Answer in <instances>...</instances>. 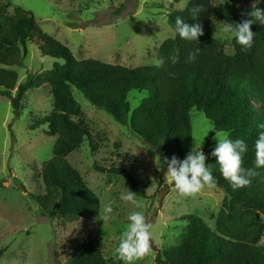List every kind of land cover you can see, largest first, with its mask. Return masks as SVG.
Masks as SVG:
<instances>
[{"label":"trees","instance_id":"trees-1","mask_svg":"<svg viewBox=\"0 0 264 264\" xmlns=\"http://www.w3.org/2000/svg\"><path fill=\"white\" fill-rule=\"evenodd\" d=\"M178 2L180 0H171ZM189 0L184 9H171L167 22L174 36L159 46L157 59L165 58L163 67L155 64L130 67L107 63L97 58L77 59L70 49L51 35L38 30L29 10L14 6L12 14L0 13V94L10 99L15 117L28 90L49 85L53 97L51 113L34 123L47 125V134L55 136L52 157L41 165L43 194H30L43 215L94 216L100 210L99 195L87 184L79 170L68 160L89 135L80 104L74 99L76 88L92 106L109 114L131 134L152 147L159 156L161 171L165 159L175 155L183 160L192 148L191 111H201L213 122L215 130L225 131L229 139H243L248 151L242 167L252 169L251 183L233 188L211 155L215 146L201 150L213 170L215 186L225 193L214 228L197 214H185V230L176 244L158 250L156 264H264V167L255 165V141L264 129V25L253 23V45L242 50L233 39V52L226 53L214 37L215 20L235 23V14L250 19L254 0ZM215 2H218L215 4ZM203 4L204 10L193 20L190 10ZM264 9V2L255 5ZM116 14L125 10L115 8ZM115 10H113L115 12ZM112 15V14H111ZM113 16V15H112ZM189 25L199 23L204 34L197 41H186L175 33L176 17ZM36 38L41 53L61 60L42 74H28L21 83L15 66L23 65L27 41ZM199 48L194 61L189 51ZM16 88V94L11 91ZM131 91L144 92L132 108ZM213 132L208 136L210 137ZM91 148H95L92 144ZM98 173L123 176L133 192L145 196L132 172L116 165L93 164ZM5 248L0 249V257ZM66 264H108L100 247L82 242Z\"/></svg>","mask_w":264,"mask_h":264},{"label":"rangeland","instance_id":"rangeland-1","mask_svg":"<svg viewBox=\"0 0 264 264\" xmlns=\"http://www.w3.org/2000/svg\"><path fill=\"white\" fill-rule=\"evenodd\" d=\"M223 0L222 2H225ZM189 0H0V13L12 14L14 6L33 13L36 32L42 30L66 45L77 59L97 58L107 63L130 67L155 64L160 44L174 36L167 22L171 9L182 10ZM231 2V0H230ZM218 2H215L217 4ZM246 4L244 0L239 5ZM125 10L116 14L115 8ZM115 10V12L113 11ZM113 16H112V15ZM235 23L241 19L235 14ZM216 37L226 53L233 52V39L219 35L223 20H215ZM23 65L15 66L17 83L29 75L50 70L61 60L41 53L36 38L27 41ZM0 90H2L0 88ZM74 99L80 104L89 135L68 160L100 197V210L94 216L43 215L30 194H43L41 165L52 157L55 136L47 125L34 123L53 109L50 86L32 88L21 101L15 117L10 99L0 94V249L5 248L0 264H66L82 242L96 243L108 264H125L114 254L132 211H141L150 231V250L133 264H156L158 250L176 244L185 230L181 216L197 214L214 228L225 193L205 185L192 195L181 194L161 171L157 152L97 109L76 88ZM16 94V88L11 93ZM144 92L131 91V107H136ZM206 116L191 111L192 147L215 146V130H209ZM212 122V121H211ZM213 134L208 137L211 133ZM227 136L225 131L216 130ZM94 144L95 148H91ZM116 165L132 172L145 196L136 195L141 208L121 201L120 194L132 190L120 175L98 173L93 164ZM113 205L112 218L103 220L105 203ZM264 243V234L261 238Z\"/></svg>","mask_w":264,"mask_h":264},{"label":"clouds","instance_id":"clouds-1","mask_svg":"<svg viewBox=\"0 0 264 264\" xmlns=\"http://www.w3.org/2000/svg\"><path fill=\"white\" fill-rule=\"evenodd\" d=\"M230 2V0H227ZM264 0H254L253 8L250 12L244 13L250 19L242 20L239 23L223 22L219 29V35L224 39H235L242 46V50L250 49L253 45L254 32L250 26L253 23L264 25V9L256 7ZM204 10L203 4L193 7L190 12L195 21L198 14ZM175 33L186 41H197L199 36L204 34L203 27L199 23L189 25L181 17L175 19ZM200 49L189 51L187 59L194 61ZM165 58L156 60L157 67H163ZM208 131L215 130L213 122H207ZM264 129V124L259 125ZM214 139L217 141L211 155L216 158L222 176L227 179L233 188L244 187L251 183L250 177L255 175L254 170L242 167L243 155L248 151V145L243 139H229L222 133L215 130ZM255 165L257 168L264 167V131L259 132L255 141ZM167 165L168 178L173 182L174 188L181 194L192 195L199 192L205 185L215 186L212 168L206 164V155L200 147L191 148L183 160L173 155L170 159H165ZM119 199L130 203L134 208H141L142 202L136 197V193L129 190L121 193ZM113 205L107 202L103 206L102 218L108 220L112 218ZM129 223L121 234L118 245L114 249V254L125 264H133V261L143 257L150 250V240L152 225L147 223L141 211H132L127 217Z\"/></svg>","mask_w":264,"mask_h":264}]
</instances>
